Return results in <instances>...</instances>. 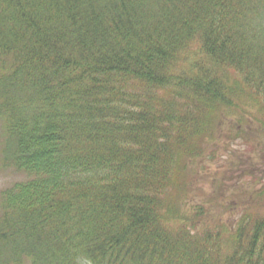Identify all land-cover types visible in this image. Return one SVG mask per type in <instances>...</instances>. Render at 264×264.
<instances>
[{
  "label": "trees",
  "instance_id": "1",
  "mask_svg": "<svg viewBox=\"0 0 264 264\" xmlns=\"http://www.w3.org/2000/svg\"><path fill=\"white\" fill-rule=\"evenodd\" d=\"M0 63V161L26 177L0 264H264L263 205L172 226L167 198L220 111L264 123V0H0Z\"/></svg>",
  "mask_w": 264,
  "mask_h": 264
},
{
  "label": "rangeland",
  "instance_id": "2",
  "mask_svg": "<svg viewBox=\"0 0 264 264\" xmlns=\"http://www.w3.org/2000/svg\"><path fill=\"white\" fill-rule=\"evenodd\" d=\"M197 50L198 46L192 47V56L187 53L184 65L193 60ZM218 71L219 68L213 73L218 75ZM219 75L225 76L227 72L221 70ZM233 78L236 80L237 75L234 74ZM257 104L250 102L243 105L250 114L239 107H235L236 110L225 108L224 112L218 111L219 116L214 120L216 136L207 140L200 156L187 161L190 163L186 168L188 194L182 198L175 188L168 191L167 198L172 193L171 214L168 216L175 215L170 221L172 226L175 222L181 225L189 214L198 212L208 224L215 226L222 222L225 223L223 226L229 228L234 221V211L238 214L242 209L262 210L259 207L264 206V201L256 205L254 196L256 191L264 190V123L260 122L261 127H257L248 122L252 117L259 120L257 110L262 105ZM4 137L5 127L0 119V150ZM178 163L182 165L181 160ZM25 179L24 173L5 167L0 161V193ZM233 206L236 208L233 209ZM188 221L185 220L186 224ZM226 227L224 229L228 232Z\"/></svg>",
  "mask_w": 264,
  "mask_h": 264
}]
</instances>
